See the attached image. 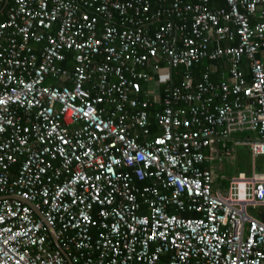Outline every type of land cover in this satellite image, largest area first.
I'll return each mask as SVG.
<instances>
[{"label":"built area","instance_id":"2783aa9c","mask_svg":"<svg viewBox=\"0 0 264 264\" xmlns=\"http://www.w3.org/2000/svg\"><path fill=\"white\" fill-rule=\"evenodd\" d=\"M216 2L0 0V264H264V0Z\"/></svg>","mask_w":264,"mask_h":264},{"label":"trees","instance_id":"16d2710c","mask_svg":"<svg viewBox=\"0 0 264 264\" xmlns=\"http://www.w3.org/2000/svg\"><path fill=\"white\" fill-rule=\"evenodd\" d=\"M188 2H191V3H196L198 0H186ZM211 1V6L210 8H215L216 7V0H210ZM222 2V1H220ZM180 23V22H179ZM162 21L157 24V27H161L162 26ZM159 25V26H158ZM229 43L228 42H217L216 44H211L210 45V49L213 50V48H225L227 47ZM211 61L209 59H204V60H201L199 61L198 63H196L191 69H190V73H191V77L193 78V80L195 81H198L199 79H201V77L204 75V73H206V70L207 69H210L211 68V64L212 62L210 63ZM165 66V65H164ZM187 70V68L185 67H181L179 69H174L172 71V81H170L169 79L165 82H162L161 79H160V76L159 75H156V81L159 85V91L161 93L160 97L163 99V97H165V94H166V90L168 89L169 86H171V83L172 82V85H175V86H179L180 85V82L182 81V78H183V73ZM145 72H149L148 69H144ZM151 73V72H150ZM142 89H143V94H142V98L141 99H146L147 100V97H145V93L147 92V84L146 83H142ZM158 91V92H159ZM148 100L153 103V106L149 107L147 110H148V113L150 115V118H151V121L154 123V131H156V124H155V120H154V115H155V110L158 109V104L156 103L155 105V97L154 96H150L148 98ZM16 170V169H15Z\"/></svg>","mask_w":264,"mask_h":264},{"label":"rangeland","instance_id":"374dc122","mask_svg":"<svg viewBox=\"0 0 264 264\" xmlns=\"http://www.w3.org/2000/svg\"><path fill=\"white\" fill-rule=\"evenodd\" d=\"M244 137H249L251 139L254 138V134L245 133L242 135ZM237 161L234 166L231 168V172L234 175H237L239 172H246L250 174L253 171V158L251 156V152L248 146H239L236 148ZM257 165L260 169H257L258 172L261 170L264 171V157H260L257 159ZM225 168L228 169V166L225 165ZM256 215L258 214V210H252Z\"/></svg>","mask_w":264,"mask_h":264},{"label":"crops","instance_id":"0c3cea01","mask_svg":"<svg viewBox=\"0 0 264 264\" xmlns=\"http://www.w3.org/2000/svg\"><path fill=\"white\" fill-rule=\"evenodd\" d=\"M217 42H214V44H216ZM229 45V44H228ZM227 45V46H228ZM211 63V62H210ZM229 62L226 60V59H222L220 61H215V62H212L211 64V68L210 69H207L206 71H209L210 74H211V78L214 82H217L221 79H225V78H228L229 77ZM165 72H163L164 74ZM163 82V81H162ZM153 88H155L157 91H159V85L158 83H156L155 86H153ZM243 137V136H242ZM237 161V154H236V159L235 161L233 162V164H224V165H220L218 166L219 168V172L221 174H225L227 176H235L234 174H232L231 172V168L234 166L235 162ZM225 165L228 166V169L225 168ZM240 173V172H239Z\"/></svg>","mask_w":264,"mask_h":264},{"label":"water","instance_id":"95a60500","mask_svg":"<svg viewBox=\"0 0 264 264\" xmlns=\"http://www.w3.org/2000/svg\"><path fill=\"white\" fill-rule=\"evenodd\" d=\"M37 214H39L38 212H36ZM41 217V216H40ZM50 231V233H51V236H52V238L55 240V243H56V246H57V248L58 249H60V250H62V248H61V246L59 245V243L56 241V236H55V232H54V230L53 229H50L49 230ZM63 251V250H62ZM64 253V252H63ZM65 254V253H64ZM65 256L67 257V255L65 254ZM68 261H69V264H71V261L68 259Z\"/></svg>","mask_w":264,"mask_h":264}]
</instances>
